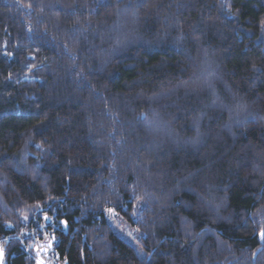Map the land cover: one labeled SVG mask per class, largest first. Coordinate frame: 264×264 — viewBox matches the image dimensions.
Wrapping results in <instances>:
<instances>
[{
  "label": "trees",
  "instance_id": "trees-1",
  "mask_svg": "<svg viewBox=\"0 0 264 264\" xmlns=\"http://www.w3.org/2000/svg\"><path fill=\"white\" fill-rule=\"evenodd\" d=\"M262 233L264 0H0L2 264H264Z\"/></svg>",
  "mask_w": 264,
  "mask_h": 264
},
{
  "label": "rangeland",
  "instance_id": "rangeland-1",
  "mask_svg": "<svg viewBox=\"0 0 264 264\" xmlns=\"http://www.w3.org/2000/svg\"><path fill=\"white\" fill-rule=\"evenodd\" d=\"M119 224V226L122 228V230L126 233V234H135V230L134 228H132L131 226H129L128 224H126L123 221L120 220H116ZM52 242H53V237L51 236L49 241H47L46 244L41 245L40 247L36 246L39 252V255L37 256V264H50L47 261V258L50 254V251L52 249ZM2 256H3V248L2 245L0 243V262L2 261ZM2 263V262H1Z\"/></svg>",
  "mask_w": 264,
  "mask_h": 264
},
{
  "label": "snow or ice",
  "instance_id": "snow-or-ice-1",
  "mask_svg": "<svg viewBox=\"0 0 264 264\" xmlns=\"http://www.w3.org/2000/svg\"><path fill=\"white\" fill-rule=\"evenodd\" d=\"M262 236H264V233H262Z\"/></svg>",
  "mask_w": 264,
  "mask_h": 264
},
{
  "label": "built area",
  "instance_id": "built-area-1",
  "mask_svg": "<svg viewBox=\"0 0 264 264\" xmlns=\"http://www.w3.org/2000/svg\"><path fill=\"white\" fill-rule=\"evenodd\" d=\"M0 264H2V263L0 262Z\"/></svg>",
  "mask_w": 264,
  "mask_h": 264
}]
</instances>
